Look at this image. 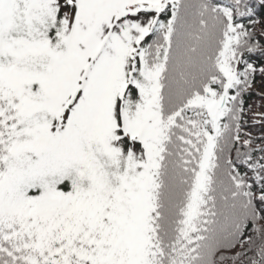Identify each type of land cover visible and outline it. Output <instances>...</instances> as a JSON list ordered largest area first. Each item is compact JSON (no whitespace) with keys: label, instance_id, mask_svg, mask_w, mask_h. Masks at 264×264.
<instances>
[{"label":"snow or ice","instance_id":"obj_1","mask_svg":"<svg viewBox=\"0 0 264 264\" xmlns=\"http://www.w3.org/2000/svg\"><path fill=\"white\" fill-rule=\"evenodd\" d=\"M0 264H264V0H0Z\"/></svg>","mask_w":264,"mask_h":264}]
</instances>
